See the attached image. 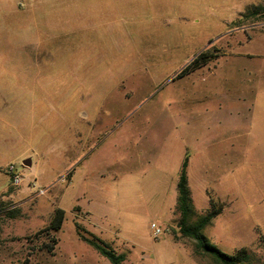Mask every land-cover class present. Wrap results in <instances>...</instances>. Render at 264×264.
I'll return each mask as SVG.
<instances>
[{"label":"rangeland","instance_id":"rangeland-1","mask_svg":"<svg viewBox=\"0 0 264 264\" xmlns=\"http://www.w3.org/2000/svg\"><path fill=\"white\" fill-rule=\"evenodd\" d=\"M249 75L264 0H0V264H111L75 223L122 264H213L179 232L185 157L196 210H222L203 234L264 264V95L233 86Z\"/></svg>","mask_w":264,"mask_h":264},{"label":"trees","instance_id":"trees-1","mask_svg":"<svg viewBox=\"0 0 264 264\" xmlns=\"http://www.w3.org/2000/svg\"><path fill=\"white\" fill-rule=\"evenodd\" d=\"M206 53H200L192 63L186 66L178 77L184 76L191 72L192 69H197L202 64H205ZM201 62V63H200ZM193 71V70H192ZM188 159L184 158L180 174L177 182V201L176 210L178 213L177 224L182 237L193 241V253L199 257L208 256L213 264H246L251 260V256L245 249L236 251L234 254H225L215 248L209 239L203 234V230L212 222L217 215L221 213V208L217 207L213 201H210V208L198 213L193 205L191 191L189 189L187 178ZM64 211L55 209L52 214L48 230L54 232L61 229L64 221ZM76 233L80 240L88 243L91 247L97 250L102 256L106 257L111 264H122L125 255L116 254L113 249H110L102 240L95 235L87 232L78 223H75ZM264 242V236H262Z\"/></svg>","mask_w":264,"mask_h":264},{"label":"crops","instance_id":"crops-1","mask_svg":"<svg viewBox=\"0 0 264 264\" xmlns=\"http://www.w3.org/2000/svg\"><path fill=\"white\" fill-rule=\"evenodd\" d=\"M233 86L234 87H237L238 89L245 88L246 91H251L252 96H255V95L258 96V94H259L260 91H262L263 92L262 95H264V76L263 75H260L258 77H255V76L249 75L248 81L246 83H244V84L243 83H235ZM249 111H251V117H252V120L253 121H258L259 118L262 117L261 120L264 123V116H263L264 115V100H262L261 103H259V102L256 103V104L251 103L250 104V110ZM258 135H259L258 133H255L254 134L253 137H254L255 140H256V137ZM259 143H260V145H261V147H262V149L264 151V133L261 135V139H260V142ZM188 165H189V160H188ZM188 165H187V169H188ZM187 178H188V176H187ZM188 184H189V179H188ZM191 197H192V195H191ZM210 201H213V200L212 199H209V206H208L207 210L210 208ZM193 205H194V202H193ZM194 207H195V205H194ZM81 210L86 215V219H87L88 223L91 224V225H93L94 227H96L95 224H94V222H93V220H92V216H91L92 214L90 212H88V211L83 210V209H81ZM201 213H203V212H201ZM219 215H217V216H219ZM205 229L203 230V232L205 231Z\"/></svg>","mask_w":264,"mask_h":264},{"label":"built area","instance_id":"built-area-1","mask_svg":"<svg viewBox=\"0 0 264 264\" xmlns=\"http://www.w3.org/2000/svg\"><path fill=\"white\" fill-rule=\"evenodd\" d=\"M16 181H17V178H16ZM150 229L152 230V237L154 239H158V237L162 233L161 228L159 226H157L155 223H151L150 224Z\"/></svg>","mask_w":264,"mask_h":264},{"label":"water","instance_id":"water-1","mask_svg":"<svg viewBox=\"0 0 264 264\" xmlns=\"http://www.w3.org/2000/svg\"><path fill=\"white\" fill-rule=\"evenodd\" d=\"M23 164L24 165H26V166H28V167H30L31 166V160H25L24 162H23Z\"/></svg>","mask_w":264,"mask_h":264}]
</instances>
